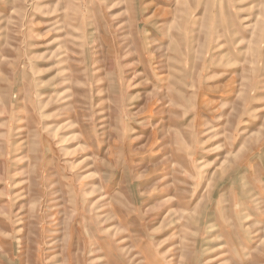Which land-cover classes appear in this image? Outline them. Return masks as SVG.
<instances>
[{
    "label": "rangeland",
    "instance_id": "obj_1",
    "mask_svg": "<svg viewBox=\"0 0 264 264\" xmlns=\"http://www.w3.org/2000/svg\"><path fill=\"white\" fill-rule=\"evenodd\" d=\"M0 264H264V0H0Z\"/></svg>",
    "mask_w": 264,
    "mask_h": 264
}]
</instances>
